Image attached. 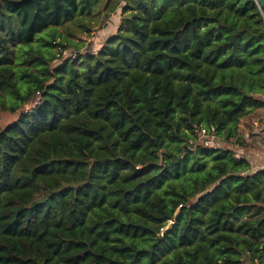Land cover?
I'll return each mask as SVG.
<instances>
[{"label": "trees", "instance_id": "16d2710c", "mask_svg": "<svg viewBox=\"0 0 264 264\" xmlns=\"http://www.w3.org/2000/svg\"><path fill=\"white\" fill-rule=\"evenodd\" d=\"M1 113L0 264H264L257 0H0Z\"/></svg>", "mask_w": 264, "mask_h": 264}, {"label": "rangeland", "instance_id": "374dc122", "mask_svg": "<svg viewBox=\"0 0 264 264\" xmlns=\"http://www.w3.org/2000/svg\"><path fill=\"white\" fill-rule=\"evenodd\" d=\"M117 17L118 13L111 17L106 28L103 27L100 29V27H98V29L94 31L89 37L83 35L80 36V39H82L85 43L83 49L86 51L93 49V52L98 50L101 44L100 41L105 38V35L108 33H113L116 30L118 25ZM16 116L17 114L10 115L1 113L0 125L4 126L11 123L12 121H15ZM262 118V115L254 116L250 120L243 121L240 127V132L245 134L244 138L251 140L249 142L251 146L245 148L244 153H246L250 157V161L253 164L256 163V165H260L261 158L264 157V124L261 122ZM206 144L208 146L210 144L212 145L210 142ZM214 145H219V143L216 142Z\"/></svg>", "mask_w": 264, "mask_h": 264}, {"label": "built area", "instance_id": "2783aa9c", "mask_svg": "<svg viewBox=\"0 0 264 264\" xmlns=\"http://www.w3.org/2000/svg\"><path fill=\"white\" fill-rule=\"evenodd\" d=\"M60 56H63V57H66V58H76V55H75V53L72 51V50H64V51H62L61 52V55ZM247 138V137H246ZM208 142H210V141H208ZM208 142H205V145L206 146H208L206 143H208ZM211 143V142H210ZM211 145V144H210ZM209 145V146H210ZM235 157H242V158H245V159H247L249 162H250V164H251V166H252V168L254 169V170H256V169H261V168H264V157H262L261 158V164L260 165H256V163H252L251 161H250V157L246 154V153H244V150H236L235 151V155H234Z\"/></svg>", "mask_w": 264, "mask_h": 264}, {"label": "water", "instance_id": "95a60500", "mask_svg": "<svg viewBox=\"0 0 264 264\" xmlns=\"http://www.w3.org/2000/svg\"><path fill=\"white\" fill-rule=\"evenodd\" d=\"M257 4L261 10L262 13H264V0H257ZM173 223H169L168 226L162 231V234L166 233L169 231L172 227Z\"/></svg>", "mask_w": 264, "mask_h": 264}]
</instances>
